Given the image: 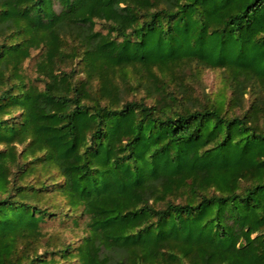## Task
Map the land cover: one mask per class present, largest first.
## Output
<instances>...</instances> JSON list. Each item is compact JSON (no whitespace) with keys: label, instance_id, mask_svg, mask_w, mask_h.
<instances>
[{"label":"trees","instance_id":"1","mask_svg":"<svg viewBox=\"0 0 264 264\" xmlns=\"http://www.w3.org/2000/svg\"><path fill=\"white\" fill-rule=\"evenodd\" d=\"M0 264H264V0H0Z\"/></svg>","mask_w":264,"mask_h":264},{"label":"rangeland","instance_id":"2","mask_svg":"<svg viewBox=\"0 0 264 264\" xmlns=\"http://www.w3.org/2000/svg\"><path fill=\"white\" fill-rule=\"evenodd\" d=\"M37 59L38 55L36 52H34L32 59L27 61L24 65L25 72L33 78L36 76L35 69ZM220 85V76L218 75V73L207 71L203 79V85H201L200 87V91L212 93L215 92L220 87ZM46 230L49 234L61 235L62 238L68 240L69 242H77L76 234L82 233V229H72L70 227V224L61 225V223L59 222H50Z\"/></svg>","mask_w":264,"mask_h":264}]
</instances>
